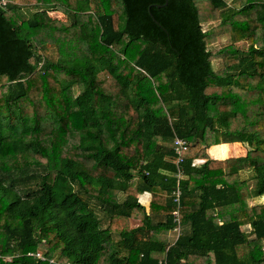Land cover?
<instances>
[{"label": "trees", "instance_id": "trees-1", "mask_svg": "<svg viewBox=\"0 0 264 264\" xmlns=\"http://www.w3.org/2000/svg\"><path fill=\"white\" fill-rule=\"evenodd\" d=\"M263 194L264 0L0 6V264H264Z\"/></svg>", "mask_w": 264, "mask_h": 264}, {"label": "rangeland", "instance_id": "rangeland-1", "mask_svg": "<svg viewBox=\"0 0 264 264\" xmlns=\"http://www.w3.org/2000/svg\"><path fill=\"white\" fill-rule=\"evenodd\" d=\"M34 4H36V5H34ZM47 4L48 3H35V2L34 3H29V4L27 3L25 5L19 4L18 5L19 7L17 9V12L21 16L22 19H26V18L30 17L31 14L34 11L38 10L39 7H44ZM203 4L205 6H208L209 5L207 1H204ZM201 6L203 8V5L202 4H201ZM48 14H49V16H51V18H57V19H60L62 21L68 20L67 19L68 18V15H66V14H64V13H62L60 11L49 10L48 11ZM214 24H216V21L215 22L214 21L213 22H203L202 23V27L203 28H207V26L209 27V26H212ZM228 43H229L228 34H222V35L218 36L217 42H215L211 47L212 48H216L218 46H222V45H225V44H228ZM236 45L239 48H246L247 41L246 40L239 41V42L236 43ZM41 52H42V54L44 56H46V57H48V58H50L52 60H55L57 58V51H56V48L53 45L47 44L46 45V49L41 50ZM215 63L218 64L219 61H215ZM229 142H237V141L230 140ZM238 145L240 146L241 144H238ZM63 147H64V145H63ZM237 154H240V153H237ZM239 176H240V178H245L248 181L249 186L250 187H253L254 181L251 180V171H247V170L241 171ZM122 196H123L122 194H119V198L120 199H122ZM247 202L251 203V198L247 199ZM101 223H102V225H105V223H107V222H106L105 219L102 218L101 219ZM137 225H138V222L137 223L134 222V221L133 222H130V226L131 227H134V226H137ZM248 228L249 227L247 225L242 226V230H244V231L247 230ZM176 233L177 232L173 231V229L170 231L169 238L171 239V241H173L175 239ZM247 234H248V231H247ZM113 237H114V239H116L117 236L114 235ZM40 249L41 250L42 249L44 250V248H40ZM54 257L56 258V255Z\"/></svg>", "mask_w": 264, "mask_h": 264}, {"label": "built area", "instance_id": "built-area-1", "mask_svg": "<svg viewBox=\"0 0 264 264\" xmlns=\"http://www.w3.org/2000/svg\"><path fill=\"white\" fill-rule=\"evenodd\" d=\"M8 2H12V0H0V6L5 7ZM188 144L189 143L185 139H182L179 137H175L174 141H173V148H174V151L176 153V159L173 161L175 168H176L174 176L176 177L177 181H176V188L172 194H173V200L177 204L179 202V194H180V190L178 187L179 180L184 177L183 169H182L183 154L187 150ZM173 221L175 222V226L173 227V231L177 232L176 237H175V239H176L178 237V235L180 234V220H179V215H178L177 209L173 211ZM219 223H221V222H219ZM27 255L35 256L41 260L45 259V257L42 255L41 250H37L35 252H28ZM49 261H52V259H50ZM164 263H165V261H164Z\"/></svg>", "mask_w": 264, "mask_h": 264}, {"label": "crops", "instance_id": "crops-1", "mask_svg": "<svg viewBox=\"0 0 264 264\" xmlns=\"http://www.w3.org/2000/svg\"><path fill=\"white\" fill-rule=\"evenodd\" d=\"M222 140V139H221ZM223 142V141H222ZM222 142H220L219 144H214L211 145L207 148V153L208 155L212 158V159H224V158H229V157H237V156H242L246 153V148L244 147V145L240 142H229V148H230V152L228 155L226 156H218V155H213L210 152V148L213 146H217L220 145ZM238 144H241L240 146ZM241 147V148H240ZM240 153V154H237ZM201 162V161H199ZM150 199V195L148 192L143 193L142 195L139 196V200L142 204H144L146 206V208H148V202ZM248 205H254V204H260V203H264V194L261 196H256V197H251V203L247 202ZM213 214H216V212H214ZM249 228L247 230H245V232L248 231V236L253 237V234L251 233V227L249 224H246ZM245 226V225H242ZM241 226V229H242Z\"/></svg>", "mask_w": 264, "mask_h": 264}]
</instances>
